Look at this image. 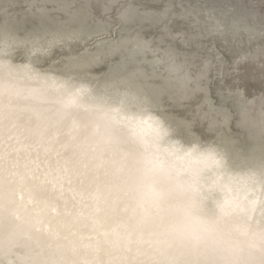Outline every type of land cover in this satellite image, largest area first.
<instances>
[{
    "label": "clouds",
    "instance_id": "9594fccd",
    "mask_svg": "<svg viewBox=\"0 0 264 264\" xmlns=\"http://www.w3.org/2000/svg\"><path fill=\"white\" fill-rule=\"evenodd\" d=\"M41 2L57 4L60 0ZM91 2L120 7L114 18L108 17L99 27L61 28L48 47L69 52L73 77L87 79L109 102L115 100L139 111H163L165 104L179 106L197 94L206 95L214 80L243 75L246 67L264 82V0H143L164 3L158 15L132 8L136 0ZM177 21L184 30L173 36L169 28ZM144 23L164 25L173 41L193 51L145 38L139 27H133ZM14 69L19 67L0 52V264H264V165L248 173V194L234 215L220 214L210 205L200 212L181 206L165 214L154 226L164 244V259L57 257L48 246L43 224L59 227L61 222L45 214L42 201L29 207L17 199L18 193L35 192L37 186L28 180L23 158L12 145L7 86ZM234 95L242 122L264 127V92L246 98L240 88ZM223 118L227 123L229 117ZM129 168L137 169V162L130 161Z\"/></svg>",
    "mask_w": 264,
    "mask_h": 264
},
{
    "label": "bare ground",
    "instance_id": "6f19581e",
    "mask_svg": "<svg viewBox=\"0 0 264 264\" xmlns=\"http://www.w3.org/2000/svg\"><path fill=\"white\" fill-rule=\"evenodd\" d=\"M27 41L0 33V52L19 67L7 86L12 145L37 186L17 199L29 207L42 201L45 214L61 222L43 224L57 257L160 260L166 252L154 226L170 210L200 212L210 205L223 215L237 213L248 194V173L260 167L240 155L235 161L228 144L177 145L168 136L174 129L169 121L109 102L72 73L39 72L29 61L14 64L15 50ZM42 48L30 49L43 54ZM130 161L138 168L130 169Z\"/></svg>",
    "mask_w": 264,
    "mask_h": 264
},
{
    "label": "rangeland",
    "instance_id": "374dc122",
    "mask_svg": "<svg viewBox=\"0 0 264 264\" xmlns=\"http://www.w3.org/2000/svg\"><path fill=\"white\" fill-rule=\"evenodd\" d=\"M118 7L120 6L109 2L103 5L96 4L91 0H60L57 4H46L41 0H9L0 3V33L8 31L19 40H30L26 42L25 48L15 50L12 60L14 64H24L29 61L39 72L62 74L61 76L66 77L71 73L69 52L59 48L55 51L46 49L49 48L47 42L53 39L61 28L99 27L108 17H115ZM131 7L158 15L165 9V4L136 0ZM133 27H139L145 38H152L164 45L173 44L180 51H193L183 49L179 40L173 41L164 32L162 24L151 26L144 23ZM183 30L179 21L169 28L173 36H178ZM35 45H40L41 48L46 46L45 52L43 54L31 52L30 48ZM78 51L76 50L74 54H78ZM243 73L240 76L220 77L211 83L206 95L197 94L179 106L165 104L163 111L154 112L156 116L169 121L174 126L173 132L168 133L171 141L175 144L182 142V146H194L193 143H197V147L201 149L228 144L232 156L236 154L235 161H240L237 158L240 155L255 163L251 164L253 167L264 165V127L251 122H242L241 109L234 95L237 89L242 88L246 98L258 96L264 92V82L252 75L251 68H244ZM83 80L91 84L87 79L80 81ZM225 115L229 117L227 123L224 122ZM254 156L256 158H253ZM250 161L246 163L249 164Z\"/></svg>",
    "mask_w": 264,
    "mask_h": 264
},
{
    "label": "snow or ice",
    "instance_id": "6c2138e0",
    "mask_svg": "<svg viewBox=\"0 0 264 264\" xmlns=\"http://www.w3.org/2000/svg\"><path fill=\"white\" fill-rule=\"evenodd\" d=\"M138 264H153V262H151V261H148V262L140 261V262H138Z\"/></svg>",
    "mask_w": 264,
    "mask_h": 264
}]
</instances>
